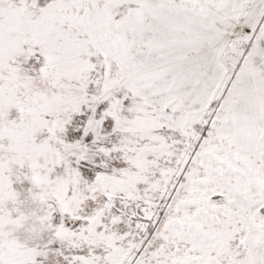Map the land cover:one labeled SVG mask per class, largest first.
Listing matches in <instances>:
<instances>
[{"label": "snow or ice", "instance_id": "snow-or-ice-1", "mask_svg": "<svg viewBox=\"0 0 264 264\" xmlns=\"http://www.w3.org/2000/svg\"><path fill=\"white\" fill-rule=\"evenodd\" d=\"M0 264H264V0H0Z\"/></svg>", "mask_w": 264, "mask_h": 264}]
</instances>
